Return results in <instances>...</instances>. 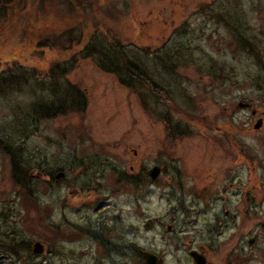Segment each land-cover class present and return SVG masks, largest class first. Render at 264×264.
<instances>
[{
  "label": "rangeland",
  "instance_id": "374dc122",
  "mask_svg": "<svg viewBox=\"0 0 264 264\" xmlns=\"http://www.w3.org/2000/svg\"><path fill=\"white\" fill-rule=\"evenodd\" d=\"M240 1H0V264H264V0ZM242 2L261 63L232 44ZM93 41L138 55L169 103L101 70ZM58 62L85 109L34 119Z\"/></svg>",
  "mask_w": 264,
  "mask_h": 264
},
{
  "label": "trees",
  "instance_id": "16d2710c",
  "mask_svg": "<svg viewBox=\"0 0 264 264\" xmlns=\"http://www.w3.org/2000/svg\"><path fill=\"white\" fill-rule=\"evenodd\" d=\"M234 1L238 3L241 2L240 0H234ZM260 4L261 2H259L258 5H256L253 8V11L258 10L261 12L263 9L260 7ZM234 10L236 15L240 16V19L244 21L234 24L238 26L237 29L231 28L233 35L232 44H234V46L236 47L241 48L242 50L246 48V50L249 53L254 54L257 57L256 61L261 63V58L257 56V53L255 54V51L259 49L260 45H258L257 42L256 43L249 42V37H253V36L248 35L247 34L248 30L246 29V27L242 26V24L246 25L245 18L247 12L245 9V4H243L242 2L240 4V9L237 7L238 10L237 11L236 4L234 3ZM233 15L235 14L232 13L231 16ZM89 47L90 50L87 52V54L90 55L92 54V52L95 51L96 53H98V55H100L99 59L95 64H97L98 67L101 68V70H104L108 73L116 74L118 77L119 84L123 86L132 87L134 85L133 84L134 81L140 82L141 84L148 86L151 93L152 94L154 93L157 97H159V100H163L162 102L164 103H169L168 98L170 95L168 93H164V94L162 93L161 91L162 89L160 85L158 83H155L153 79L150 78L151 76L147 71L145 62L141 61L138 55L130 54L118 43H114L112 46H109L104 49L100 43H96L93 41L92 45H90ZM73 67H74L73 62H69V63L58 62L51 65V67L46 73V76L52 77L50 78L52 80V83L43 84L42 86L43 90H49V93L41 94L40 97L37 98V101H31L26 109V111L27 110L30 111V113L32 114L31 116L32 118L35 119L37 118L38 115V118L49 119L71 111L82 112L85 109L87 100L80 87L70 82L69 83L60 82V79L62 77L63 78L66 77L65 75L68 74ZM28 81L29 80H26L25 82ZM5 83L7 86L10 85L9 80L6 81ZM248 122L247 124L249 125ZM225 135L229 137L227 133ZM4 144L6 145L7 148L8 145H10L8 141L4 142ZM12 145L16 146V144L14 143H12ZM239 150L241 151L242 154L248 156L247 152L244 153V150H242V148H240ZM8 151H10L9 148ZM248 157H252V156L249 155ZM16 159L17 161L15 160V156L11 155V163H12L11 171H12V177L14 178L13 179L14 182L18 185L20 184L21 186L23 181L29 184L30 182H32L33 179L31 176H29L30 169L26 166V164L20 165L21 160L17 157ZM125 178L128 182L129 181L136 182V180L138 179V177H135L132 174L125 175ZM18 243L23 245V247L25 248H28L30 245L29 242L22 239Z\"/></svg>",
  "mask_w": 264,
  "mask_h": 264
},
{
  "label": "flooded vegetation",
  "instance_id": "af4514ba",
  "mask_svg": "<svg viewBox=\"0 0 264 264\" xmlns=\"http://www.w3.org/2000/svg\"><path fill=\"white\" fill-rule=\"evenodd\" d=\"M95 237L96 240H98V246L100 248L101 252H105V253H111L112 251H114V242L110 239L107 238H100V232L98 233H92ZM162 259H160L159 262H161ZM195 262L197 264H205V260L204 259H200L199 257L195 258ZM146 264V263H144Z\"/></svg>",
  "mask_w": 264,
  "mask_h": 264
},
{
  "label": "water",
  "instance_id": "95a60500",
  "mask_svg": "<svg viewBox=\"0 0 264 264\" xmlns=\"http://www.w3.org/2000/svg\"><path fill=\"white\" fill-rule=\"evenodd\" d=\"M260 123V120L258 121ZM159 166H153L152 168H150V170H148L147 174L148 176H156L159 173ZM35 244L33 245L32 250H35V248L38 249V247L40 246V242H34ZM42 245V244H41ZM201 259V258H200ZM145 263L146 264H158L159 263V259L158 257L154 254L151 253H146L145 257H144ZM202 260V259H201Z\"/></svg>",
  "mask_w": 264,
  "mask_h": 264
}]
</instances>
